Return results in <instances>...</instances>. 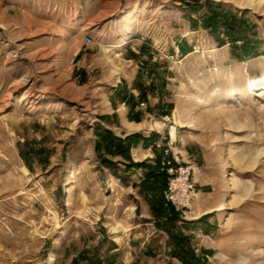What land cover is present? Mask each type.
I'll list each match as a JSON object with an SVG mask.
<instances>
[{"label": "rangeland", "instance_id": "rangeland-1", "mask_svg": "<svg viewBox=\"0 0 264 264\" xmlns=\"http://www.w3.org/2000/svg\"><path fill=\"white\" fill-rule=\"evenodd\" d=\"M208 1L245 12L256 56L205 30V7L188 11ZM130 97L144 132L196 169L179 225L200 259L264 264V0H0V264H183L140 194L145 171L95 152Z\"/></svg>", "mask_w": 264, "mask_h": 264}, {"label": "trees", "instance_id": "trees-1", "mask_svg": "<svg viewBox=\"0 0 264 264\" xmlns=\"http://www.w3.org/2000/svg\"><path fill=\"white\" fill-rule=\"evenodd\" d=\"M187 7L190 12H198L204 7L206 8V12L201 13L199 19L202 27L213 34L221 43H224L223 39L220 38L223 33L238 59L245 60L257 55L261 41L258 39L256 27L245 17V12H235L210 1L206 2L205 5L195 3L192 6L191 4H187ZM141 50L143 51L144 48ZM182 50L185 51L184 49ZM132 57L133 59L138 58L135 54ZM122 100L132 110L130 120L137 123L142 122L140 115H132L135 109L134 97H130L129 102L126 98ZM101 120L108 122L110 119L109 117H102ZM95 133L97 138L95 152L104 167L116 171V168H118L116 163L112 162L109 158L119 157L128 162L130 168H138L145 171L144 179L140 185V194L149 203L151 213L158 221V229L167 233L171 256L183 264H206L200 259L191 239L183 233V228L179 225L181 222L179 212L165 202L164 192L168 186V175L161 170L163 150L157 149L154 145L159 136L152 134L149 138H146L141 134H133L123 139L117 137L112 130L101 126L95 129ZM140 145H143L145 148L151 147L154 153H156V159L153 164L133 162L132 150L137 149ZM32 152H35V150L33 151V147L29 149L28 153H22V156L27 160L28 155L33 154ZM45 152V150H38V154L41 156ZM28 168L32 170L31 167ZM82 260L86 259L83 258ZM114 263V261H110L108 264ZM88 264H101V262L98 258L96 260L90 259Z\"/></svg>", "mask_w": 264, "mask_h": 264}, {"label": "built area", "instance_id": "built-area-1", "mask_svg": "<svg viewBox=\"0 0 264 264\" xmlns=\"http://www.w3.org/2000/svg\"><path fill=\"white\" fill-rule=\"evenodd\" d=\"M84 45L90 47L95 44L92 36L87 35L83 40ZM142 110L147 108L146 103H141ZM167 141V139H165ZM157 149L163 150L161 170L168 175V186L164 192L167 205L173 206L176 211L188 217L193 215L197 202L195 174L196 169L185 161L181 152L174 148V142L170 139L157 140L154 144Z\"/></svg>", "mask_w": 264, "mask_h": 264}, {"label": "crops", "instance_id": "crops-1", "mask_svg": "<svg viewBox=\"0 0 264 264\" xmlns=\"http://www.w3.org/2000/svg\"><path fill=\"white\" fill-rule=\"evenodd\" d=\"M123 44H125V43H123ZM132 115H135V113H132ZM117 116H118V123L120 125L118 127V129L120 131V134H117V133H115V134L118 137L124 139L127 136H130V135H133V134H143L144 137H147V138L150 137L149 133L146 134L144 132V129H146V127L143 125V122L137 123V122H134V121H131L130 120V110L129 109H126L125 107L120 108V106H118ZM110 130L116 132V129H110ZM175 139H176V137H175ZM148 151L150 152V154H147V155L145 154L144 155L143 154L144 153L143 146L140 145L137 149H134L133 150V153L136 152V154H139L140 156L143 155V157H141V160H140L142 162L143 160H145L148 157L149 158H152V155H151L152 149H149ZM196 184H197V182H196ZM202 195H203V193H202ZM220 205H221V203H219L216 206L208 209L207 211H204V213H207L208 212V214H210V213H213V212H217L216 209ZM145 216H146L145 218L151 219V215L150 216H147V214H146ZM145 225L154 227L153 226V222L152 223L145 224ZM158 233H161V232L158 231Z\"/></svg>", "mask_w": 264, "mask_h": 264}, {"label": "bare ground", "instance_id": "bare-ground-1", "mask_svg": "<svg viewBox=\"0 0 264 264\" xmlns=\"http://www.w3.org/2000/svg\"><path fill=\"white\" fill-rule=\"evenodd\" d=\"M239 160V159H238ZM240 162H241V160H240ZM251 168V167H250ZM226 208H225V205L224 204H221L220 206H218L217 207V209H216V211L217 212H222V211H224ZM204 212H201L200 214H198L199 216L198 217H196L195 219H200L202 216H204V215H207L208 214V212L207 213H204ZM203 214V215H202Z\"/></svg>", "mask_w": 264, "mask_h": 264}]
</instances>
